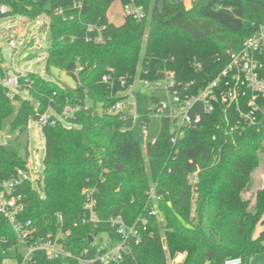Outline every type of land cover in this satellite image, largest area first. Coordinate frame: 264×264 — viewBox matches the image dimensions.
I'll use <instances>...</instances> for the list:
<instances>
[{
    "label": "trees",
    "instance_id": "16d2710c",
    "mask_svg": "<svg viewBox=\"0 0 264 264\" xmlns=\"http://www.w3.org/2000/svg\"><path fill=\"white\" fill-rule=\"evenodd\" d=\"M114 1L84 0L78 13L67 10L70 0H0L8 8L0 18L49 16L44 73L53 80L24 75L30 85L20 91L28 99L18 94L10 99L0 81V128L8 120L19 136L47 110L55 121L41 128L42 194L25 184L19 219L39 236L69 230L64 244L71 256L47 260L37 252L32 264H79L75 256L92 246V236H113L107 221L116 217L127 226L148 220L140 228V242L116 264H224L231 258L245 264L264 251V232L254 237L264 223V187L253 201L243 196L263 161L264 125L225 134L222 116L214 113L172 144L165 119L155 143L143 147L133 139V117L109 110L127 97L135 80H163L169 72L177 83L193 82L196 92L223 69L230 52L264 26V0H194L190 7L183 1L164 0L159 7L158 0H138L144 19L126 17L120 25L106 17ZM59 7L62 16L54 14ZM90 23L105 25L102 41L85 40ZM258 63L264 78V52ZM51 68L71 78L74 87L55 79ZM104 76L109 82H102ZM65 106L73 109L68 127L59 119ZM17 147L0 146V179L25 168L27 157L19 156ZM153 188L162 221L147 215V192ZM84 189L96 191L95 228L80 223ZM17 247L15 233L0 215V264L20 260ZM177 255H184L179 263L173 262Z\"/></svg>",
    "mask_w": 264,
    "mask_h": 264
},
{
    "label": "built area",
    "instance_id": "2783aa9c",
    "mask_svg": "<svg viewBox=\"0 0 264 264\" xmlns=\"http://www.w3.org/2000/svg\"><path fill=\"white\" fill-rule=\"evenodd\" d=\"M62 1V0H55ZM84 0H70L68 11L81 12ZM123 19L126 17L141 21L145 17L144 9L138 4V0H125L121 3ZM8 13L6 6L0 5V16ZM55 15L62 16L64 9L61 7L54 10ZM71 18V17H70ZM45 20L40 23L41 28L48 29ZM105 25L87 24L85 40L102 41ZM9 46L15 47L13 41ZM264 52V26L247 38L241 48L230 52L228 60L223 69L208 83L199 88L196 92L192 91L193 82L182 85L177 83L174 74L169 72L165 74L163 87L166 91L167 104H160L157 111L169 110L167 120L172 126L170 129V142L176 144L185 132L189 129H195L200 126L205 116L214 113L222 116V121L226 126L225 134H242L250 128H260L264 125V78L259 73L258 57ZM23 79V84L21 80ZM110 78L104 76L102 82H109ZM4 88L9 91V98H13L10 89L20 90L28 88L30 82L24 79V75L8 76L1 81ZM120 85H125V80H120ZM147 85V84H146ZM110 113L117 114L125 112L121 103H117L109 110ZM73 109L65 106L59 117L66 121L71 118ZM52 113L47 110L44 114L34 121V126H41L55 123L51 120ZM142 137L148 142V132L146 126L142 129ZM214 139V137H213ZM234 142V141H233ZM151 142L149 144H154ZM0 146H8L5 142ZM196 181L192 177V183ZM25 184L32 185L31 174L28 161L25 168L16 169L14 174L5 179H0V215L3 216L11 226L17 237V248L23 251L19 252L20 260H11V264H32L33 257L37 252L44 255L47 260H56L59 258L70 257V252L65 247V240L70 235V231L49 232L46 235L39 236L29 222L20 221L19 217L25 210L24 195L20 190ZM40 195L42 192L37 191ZM95 189H84L83 196V216L80 223L83 225H92L94 228L99 221L96 217L95 208L97 205L95 199ZM150 207L148 217L158 218L161 216L157 209L158 197L154 188L147 192ZM59 221L61 219L59 218ZM147 218L138 219L133 225L127 226L120 217L110 218L107 221L110 229H114L113 236L109 233H100L99 241L97 236H92L90 248L82 249L75 256L79 264H116L123 261L125 255L129 252L131 244L137 245L140 242V228L146 226ZM77 226V224H74ZM224 264H242L240 258H231Z\"/></svg>",
    "mask_w": 264,
    "mask_h": 264
},
{
    "label": "rangeland",
    "instance_id": "374dc122",
    "mask_svg": "<svg viewBox=\"0 0 264 264\" xmlns=\"http://www.w3.org/2000/svg\"><path fill=\"white\" fill-rule=\"evenodd\" d=\"M161 1L158 3L159 7L162 3ZM177 1L179 0H175V2ZM192 1L194 0H186L185 6L190 7ZM106 17L108 21L115 25H120L123 22L121 3L118 0L112 3L106 13ZM46 19L49 20V16L42 15L34 20L22 16L0 18V81L6 75H26L28 73H35L46 80H53L51 76L44 73L45 51L48 47L49 32L47 28H41L40 23L45 20L44 22L47 25ZM10 41L15 43V47L9 46ZM10 92L18 94L22 99H28L26 91L10 89ZM126 95L127 97L121 102L122 109L133 117V139L144 147L146 143L142 137L143 127L146 126L148 142H154L160 134L163 121L169 117V110L155 111V108L160 104H167L163 81L144 82L135 80L132 85L130 84ZM61 121L64 126H69L66 121ZM34 124V121H30L27 130L18 136L17 133L10 131L8 120H3L0 128V145L7 142L8 145L18 146L19 156L27 157L32 187L42 192L43 187L39 179L43 173L44 138L41 126L38 124L34 126ZM252 177V189L243 195L244 198L250 199V201H253L255 191L264 187V157ZM100 237V235L97 236L96 240L99 241ZM18 251L22 252L23 250L19 248ZM13 253V251L9 252L10 255H13ZM183 257L184 255H177L173 262L179 263ZM5 264H11V261L7 260ZM245 264H264V251L248 257L245 260Z\"/></svg>",
    "mask_w": 264,
    "mask_h": 264
},
{
    "label": "water",
    "instance_id": "95a60500",
    "mask_svg": "<svg viewBox=\"0 0 264 264\" xmlns=\"http://www.w3.org/2000/svg\"><path fill=\"white\" fill-rule=\"evenodd\" d=\"M51 72L53 73V76L55 79L61 81V82H65L67 83L70 87H74V82L71 78L67 77V76H60L59 71L56 68H51ZM90 242H92V240L90 239Z\"/></svg>",
    "mask_w": 264,
    "mask_h": 264
},
{
    "label": "crops",
    "instance_id": "0c3cea01",
    "mask_svg": "<svg viewBox=\"0 0 264 264\" xmlns=\"http://www.w3.org/2000/svg\"><path fill=\"white\" fill-rule=\"evenodd\" d=\"M160 0H158V3H159ZM164 0H162L161 2H163ZM179 1H183V3L185 4V1L186 0H179ZM177 1V2H179ZM171 2L173 3H176L175 0H172ZM162 4V3H161ZM186 5V4H185ZM161 6V5H160ZM110 22V21H109ZM112 23V22H110ZM113 24V23H112ZM60 74V73H59ZM61 75V74H60ZM262 232H264V225L262 224H259L257 227H256V230H255V235L254 237L257 238Z\"/></svg>",
    "mask_w": 264,
    "mask_h": 264
}]
</instances>
